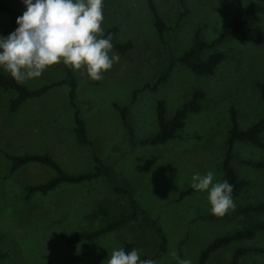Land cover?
I'll return each mask as SVG.
<instances>
[{
  "label": "rangeland",
  "instance_id": "rangeland-1",
  "mask_svg": "<svg viewBox=\"0 0 264 264\" xmlns=\"http://www.w3.org/2000/svg\"><path fill=\"white\" fill-rule=\"evenodd\" d=\"M23 12L21 0H0ZM167 29L160 39L145 0H104L102 28L117 27L115 38L131 40L133 47L102 79H90L84 69L76 76V102L91 144L79 143L73 132L72 109L67 86L52 87L38 98L25 100L17 111L8 110L13 91L0 88V250L7 253L1 264H107L114 249H138L140 255L156 249L151 232L141 224L128 222L93 242L73 248L62 244L72 232L94 229L128 211L125 198L112 191L104 179L77 184H61L46 194L24 197L27 185L48 180L55 170L30 162L9 172L5 152L13 154L49 153L67 172L93 168L92 154L114 166L134 188L138 202L156 218L167 237V250L154 260L159 264H178L190 258L196 264L200 250L214 237L255 223H264V212L240 213L238 208L264 202V168L246 164V159H264L262 146L236 141L232 165L246 185L234 195L235 207L223 216L205 218L207 193L193 190L182 198L179 192L191 186L195 173L214 172V182L222 179L221 159L230 128V108L236 110L239 127L245 128L262 113L264 104L258 82L264 79V0H154ZM252 10V31L241 37L233 34L214 48H206L202 58L215 50L224 58L213 73L197 75L176 63L166 81L156 90L152 84L166 62L168 50L179 55L200 28L210 41L231 17ZM180 12L184 16L179 19ZM15 28L0 13V35ZM0 71L5 72L3 69ZM7 73V72H5ZM55 64L41 76L22 81L30 88L62 78ZM140 89L132 100L134 89ZM194 90L204 92L200 108L188 112L177 136L163 145H141L130 149L119 110L114 103L128 106V119L135 138L157 130L156 102L165 101L166 115L186 102ZM248 248L236 264H264V230L248 239L233 241L213 252L206 264H228L236 248ZM175 254V255H173Z\"/></svg>",
  "mask_w": 264,
  "mask_h": 264
},
{
  "label": "trees",
  "instance_id": "trees-1",
  "mask_svg": "<svg viewBox=\"0 0 264 264\" xmlns=\"http://www.w3.org/2000/svg\"><path fill=\"white\" fill-rule=\"evenodd\" d=\"M146 4L152 15L153 25L160 37L163 39L167 25L159 14L154 0H145ZM182 8H185V0H179ZM25 10V8H24ZM23 10V11H24ZM0 13L8 18L9 26L12 28L18 27L16 24V18L22 15L16 7L8 3L0 2ZM184 16V12H180L178 18L181 19ZM252 10L246 8L240 17H231L226 23L222 25L218 35L210 41L205 40L201 33L200 28H197L193 33L189 46L179 55L168 50L166 56V62L164 67L157 75L155 81L152 84H145L144 87L150 88L152 91H156L161 84L168 78L173 66L176 63H181L192 70L197 75H208L213 73L215 67L224 58V53L219 50L211 52L206 58H202V53L206 48H214L216 45L223 42L227 37L238 34L241 37H246L252 31ZM117 27L111 25L104 30V36L109 33L112 35V44L114 51L120 55H125L132 47L131 40L124 42L117 41L115 38ZM63 72L62 78L55 79L49 83H43L36 88H30L20 81L15 80L9 73L0 71V88L6 91H13L15 96L8 100V110L13 112L19 108V106L27 99L38 98L47 93L52 87L59 85L67 86V99L68 104L72 109L73 119V132L76 140L81 144H91L88 138L85 120L81 117L80 109L76 102L77 95V79L73 69L65 66L63 63L57 64ZM258 89L260 97L264 104V79L258 82ZM140 89H134L132 92V100H135L136 94ZM204 92L201 90H194L189 99L184 102L179 108H177L173 115H166V106L164 99L160 98L156 102V119L157 130L148 136L143 138H135L134 130L128 119L129 108L128 106H120L114 103V107L119 110L123 126L126 131L128 143L130 149H135L141 145H163L172 138L177 136V132L184 127L185 119L188 112H196L200 108V100L204 97ZM230 121L231 125L227 132L226 145L221 159L220 168L222 171V180H227L233 186L232 196L238 195L242 188L246 185V180L239 177L236 169L232 165V160L236 157L233 151V146L236 141L251 143L256 146H262L263 143L260 139V135L264 132V108L261 115L250 125L245 128H241L238 125L236 118V110L233 106L230 108ZM4 156L9 160V172L12 173L22 165L30 162L41 163L52 167L55 170V174L44 182L37 184H30L25 187L24 197L30 198L34 193L46 194L50 190L55 189L61 184H77L81 182H89L97 179H104L107 181L112 191L125 198L128 203L129 209L127 212L116 216L109 221L97 226L94 229L78 230L72 232L69 236L62 240V244L68 248H73L81 242H93L102 235L113 232L128 222H135L146 227L152 234L156 249L153 254H142L141 259H155L159 254L164 253L167 250V237L166 234L156 218L151 216L149 212L138 202L134 196V188L129 181L121 174L116 172L114 166L110 163L103 161L95 153L92 154L93 168L88 171L79 173H70L64 170L58 162L49 153H23L13 154L5 152ZM244 162L254 168H264V159H246ZM194 189L192 186L187 187L179 192L178 198H182L185 195L192 192ZM204 215L205 218H213L209 211ZM240 213H260L264 212V202H258L250 205H244L238 208ZM264 230V223H255L246 227H242L230 233L221 234L214 237L206 246H204L197 257L196 264H206L210 255L219 248L228 245L233 241H239L242 239H248L253 237L257 231ZM248 248L239 247L234 250L228 264H236L239 257L246 252ZM7 256V253L0 250V264L1 260ZM44 264H49L45 262Z\"/></svg>",
  "mask_w": 264,
  "mask_h": 264
},
{
  "label": "clouds",
  "instance_id": "clouds-1",
  "mask_svg": "<svg viewBox=\"0 0 264 264\" xmlns=\"http://www.w3.org/2000/svg\"><path fill=\"white\" fill-rule=\"evenodd\" d=\"M104 0H21L25 10L16 18L9 35H0V69L15 80L24 81L42 75L48 67L63 63L73 70L84 69L92 80L118 63L112 35L104 36L102 28ZM194 190L207 193L209 211L223 216L235 207L233 186L227 180H216L214 172L195 173ZM175 255V254H173ZM178 264H192L190 258ZM107 264H159L154 259H141L136 248L114 249Z\"/></svg>",
  "mask_w": 264,
  "mask_h": 264
},
{
  "label": "crops",
  "instance_id": "crops-1",
  "mask_svg": "<svg viewBox=\"0 0 264 264\" xmlns=\"http://www.w3.org/2000/svg\"><path fill=\"white\" fill-rule=\"evenodd\" d=\"M20 107V106H19ZM17 111V110H16Z\"/></svg>",
  "mask_w": 264,
  "mask_h": 264
}]
</instances>
